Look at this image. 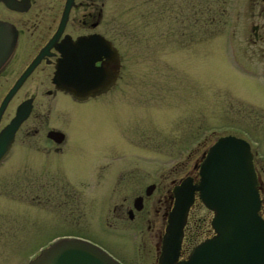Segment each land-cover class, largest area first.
<instances>
[{
    "label": "rangeland",
    "instance_id": "374dc122",
    "mask_svg": "<svg viewBox=\"0 0 264 264\" xmlns=\"http://www.w3.org/2000/svg\"><path fill=\"white\" fill-rule=\"evenodd\" d=\"M233 2L105 0L107 34L117 42L121 31V78L104 96L109 106L91 102L95 109H80L68 125L75 136L87 133L77 138L85 145L82 160L65 161L59 153L51 165L14 157L0 165V223L10 226H0V237H7L0 240V264H23L65 234L84 236L122 264H156L145 221L111 223L112 204L129 201L141 184L157 180L153 174L178 167L187 152L183 167H190L200 147L231 123L264 130V55L260 42H246L240 18L230 35ZM28 172L55 175L57 194L36 196L27 185L24 195L21 179ZM192 213L209 224L211 211L199 200Z\"/></svg>",
    "mask_w": 264,
    "mask_h": 264
},
{
    "label": "flooded vegetation",
    "instance_id": "af4514ba",
    "mask_svg": "<svg viewBox=\"0 0 264 264\" xmlns=\"http://www.w3.org/2000/svg\"><path fill=\"white\" fill-rule=\"evenodd\" d=\"M234 1L236 3H232L233 17L230 21V35L234 36L235 24L240 18V31L245 34L246 42L253 44L260 42L259 53L264 55V0ZM64 7L65 0H0V21L5 22L10 30L14 31L11 50L0 63V133L2 130L6 133L2 137L6 147L0 153V165L13 157L23 164L51 165L57 162L59 153L63 154L60 159H66L65 161L73 158L76 159L75 161L82 160L80 156H82L81 151L83 155L85 154L83 150L85 145L77 138L81 134L84 138L87 133L83 130L75 131L79 134L75 136L68 130V125L80 117L79 110H84V107L85 112H88L95 109L93 107L95 103H98V107L101 108L105 104L109 106L104 96L117 87L121 78V53L118 42L121 31L117 32V42L114 37L107 34L104 20L105 0H71L66 17L56 33ZM77 37H87L83 47L88 51L87 55L91 53L94 66L109 64L106 62L105 55L101 53L106 40L114 47L117 58V66H114L116 74L110 87L103 92L86 95L82 99L59 88L54 80L56 64L60 57L59 46L64 39L75 40ZM29 66L27 73L17 82L21 73ZM101 111L104 110L101 109ZM17 117L19 120L15 124ZM10 128L12 131L9 134ZM258 131L260 132H256L254 127H250L246 122L241 123L237 129L231 123L226 132L217 134L210 144L224 134H233L248 142L259 198L257 213L264 221V147L262 144L264 130ZM206 148L200 147L190 167H183L190 158V152H187L188 154L186 153L181 161L176 163L178 167H174L165 175L163 172L153 174L157 180L144 182L129 201L124 203L120 200L113 203L110 208L111 223H129L134 218H142L145 221L146 232L152 238L156 264L168 213L173 204V187L183 180H189L191 184L197 182L198 164ZM173 173L178 175L170 177ZM29 175L32 174L28 172L21 179L23 187L20 191L24 195L27 185L34 187L36 196L45 194L51 197L57 194L58 180L55 175L53 177L50 174L48 178L41 177L37 173L32 177ZM67 183L68 181L62 182L60 187H66L64 184ZM69 192L70 188L65 189V194L69 195ZM137 196L140 197L139 208L133 205V200ZM196 201L198 199L194 196L182 227L181 257L186 255L192 241L196 239L193 235H200L203 238L212 233L209 224L203 226L199 218L193 215L192 207ZM142 211L145 212L144 215ZM0 226L4 229L10 228L5 223H0ZM140 233H142L141 230L138 231V239L141 238ZM65 235L84 237L78 234ZM6 239L7 237H0L1 241ZM26 262L27 260L23 264Z\"/></svg>",
    "mask_w": 264,
    "mask_h": 264
},
{
    "label": "water",
    "instance_id": "95a60500",
    "mask_svg": "<svg viewBox=\"0 0 264 264\" xmlns=\"http://www.w3.org/2000/svg\"><path fill=\"white\" fill-rule=\"evenodd\" d=\"M70 3L71 0H65L56 33ZM9 30L10 27L0 21V63L9 54L14 41V31ZM86 39L63 40L54 72L58 87L79 99L107 90L113 83L114 66H117L114 47L108 40L104 43L103 39L105 46L101 53L109 64L94 66L91 53L87 55L88 51L83 47ZM29 68L21 73L17 82ZM11 131L12 128L8 133ZM5 134L4 130L0 133V153L6 147L4 138L2 140ZM198 175L195 184L183 180L173 187V204L161 239L157 264H264V221L257 213L259 198L248 143L232 134L217 137L203 153ZM195 191L201 203L212 212L209 223L213 233L191 246L185 257L178 258L182 226ZM139 199L137 196L133 200L135 208H139ZM27 264L122 263L88 239L58 236L40 248Z\"/></svg>",
    "mask_w": 264,
    "mask_h": 264
},
{
    "label": "trees",
    "instance_id": "16d2710c",
    "mask_svg": "<svg viewBox=\"0 0 264 264\" xmlns=\"http://www.w3.org/2000/svg\"><path fill=\"white\" fill-rule=\"evenodd\" d=\"M194 242V240L192 241V243Z\"/></svg>",
    "mask_w": 264,
    "mask_h": 264
}]
</instances>
